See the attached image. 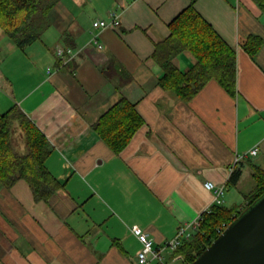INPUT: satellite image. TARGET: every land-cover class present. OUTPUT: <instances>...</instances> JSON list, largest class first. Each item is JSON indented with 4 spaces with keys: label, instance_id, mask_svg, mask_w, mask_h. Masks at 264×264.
I'll use <instances>...</instances> for the list:
<instances>
[{
    "label": "crops",
    "instance_id": "crops-1",
    "mask_svg": "<svg viewBox=\"0 0 264 264\" xmlns=\"http://www.w3.org/2000/svg\"><path fill=\"white\" fill-rule=\"evenodd\" d=\"M193 1L236 49V95L216 78L190 101L160 84L156 43ZM113 11L117 27L93 26ZM38 26L25 48L0 27V114L17 105L41 129L62 187L36 200L24 179L0 186V264H138L132 227L167 244L214 205L209 180L226 186L224 204L245 205L255 167L264 170V9L255 0H55ZM252 35L262 38L255 55L245 48ZM58 48L74 54L64 62ZM173 62L188 71L196 58L183 51ZM122 96L144 125L117 153L92 124ZM164 255L184 263L176 249Z\"/></svg>",
    "mask_w": 264,
    "mask_h": 264
},
{
    "label": "trees",
    "instance_id": "trees-1",
    "mask_svg": "<svg viewBox=\"0 0 264 264\" xmlns=\"http://www.w3.org/2000/svg\"><path fill=\"white\" fill-rule=\"evenodd\" d=\"M0 0V27L18 46L25 48L41 36L38 17L55 0ZM264 9V0H255ZM195 1L184 8L169 24L170 34L156 43L153 57L163 68L160 84L180 99L190 101L211 79L216 78L232 95L237 93V52L198 12ZM262 38L252 35L245 48L255 55ZM183 51L196 58L188 71L179 69L173 59ZM144 125L136 105L122 96L98 119L93 129L120 153ZM52 146L34 121L17 105L0 114V186L12 187L26 180L36 200H47L62 187L47 166ZM242 168L232 171L229 182L237 183ZM255 184L246 194L245 205L214 204L202 214L199 229L176 248L184 264L195 261L221 235L223 230L264 194V170L255 167ZM161 264V263H157Z\"/></svg>",
    "mask_w": 264,
    "mask_h": 264
},
{
    "label": "water",
    "instance_id": "water-1",
    "mask_svg": "<svg viewBox=\"0 0 264 264\" xmlns=\"http://www.w3.org/2000/svg\"><path fill=\"white\" fill-rule=\"evenodd\" d=\"M190 264H264V194Z\"/></svg>",
    "mask_w": 264,
    "mask_h": 264
},
{
    "label": "built area",
    "instance_id": "built-area-1",
    "mask_svg": "<svg viewBox=\"0 0 264 264\" xmlns=\"http://www.w3.org/2000/svg\"><path fill=\"white\" fill-rule=\"evenodd\" d=\"M120 24V16L117 12L113 11L110 14V19H97L93 22L95 28H107V27H117ZM94 42L102 47V44L99 40V35H93ZM74 51L72 48H58L57 55L62 58L64 62L68 61L67 55L72 56ZM258 147L253 148L250 153L255 155L258 152ZM237 160V159H236ZM204 186L213 192L214 194V204H224V197L226 193L225 185H217L213 181H206ZM202 219H199L196 222L185 223L178 231L175 238L168 241L167 244L162 246H157L155 241L149 237L148 233L143 231L139 226L134 225L132 231L136 234L140 242L142 243V249L139 251V261L138 264H151L152 262H157L161 264H168L166 262V257L164 255L165 250L167 249H176L180 246L185 240L190 239L193 236V233L199 229V224Z\"/></svg>",
    "mask_w": 264,
    "mask_h": 264
},
{
    "label": "rangeland",
    "instance_id": "rangeland-1",
    "mask_svg": "<svg viewBox=\"0 0 264 264\" xmlns=\"http://www.w3.org/2000/svg\"><path fill=\"white\" fill-rule=\"evenodd\" d=\"M173 250H174V249H173ZM180 257H183V256L180 255ZM183 259H184V257H183ZM166 262H167L168 264H170L168 260H166ZM175 264H184V263H182V262L180 261V262H177V263H175Z\"/></svg>",
    "mask_w": 264,
    "mask_h": 264
}]
</instances>
